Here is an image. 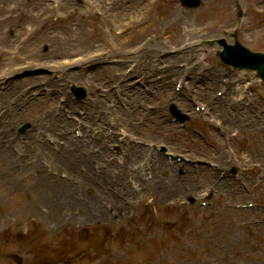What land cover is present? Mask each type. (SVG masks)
I'll use <instances>...</instances> for the list:
<instances>
[{
    "label": "rangeland",
    "instance_id": "rangeland-1",
    "mask_svg": "<svg viewBox=\"0 0 264 264\" xmlns=\"http://www.w3.org/2000/svg\"><path fill=\"white\" fill-rule=\"evenodd\" d=\"M16 1L0 0V7L3 6L4 12L12 11L17 5ZM68 1L29 0L26 32L20 35V38H25V44L28 42V45L26 44L25 48H23L25 44L22 45V55L17 57L16 61L7 59V63L11 65L13 63L12 70L6 68L9 64L0 61V73L9 74L14 71V66H24L26 60L28 63L35 62V65L27 66V70L38 68L36 70H44L47 73L34 77L36 80L28 85L36 86V90L42 92L41 96L48 101L41 100L33 104L35 107L31 109L33 106L28 107V102H24L21 94L16 91L27 84L14 85L13 91L16 92H12L6 101L0 104V133L12 131L10 134L12 146L25 145L20 143V140L14 143V137L23 138L25 141L24 137H28L29 141H38L44 139L46 135L50 139L49 145H53L54 137H58L56 144L65 145V140L62 141L63 137H60L64 125L54 115L56 108L49 102L51 100L57 102L59 114L60 105L57 100L67 94L68 84L79 83L88 87L91 95L88 102L76 108L75 116L71 110L65 109L68 115H72L71 120L69 119L72 125L76 123L80 128L88 127L93 118L104 113L108 125L103 126L101 130L107 132L109 136L112 134L115 137L121 136L120 132L125 131L124 128L131 130L128 125L132 127L138 125V130L131 132L134 138L139 140V147L138 149L135 147L132 152L131 149L124 148L125 143L118 142L113 148L109 145L106 148L108 152L103 151V161L107 167L103 180L106 192L102 194L99 185L94 191L90 190L89 187L92 186L88 180H84L83 188L98 194L95 200H98L99 212L95 216H100V212H103L100 221L108 224V227L84 229L75 236L71 235L74 225L82 224H77L80 221L73 219L72 209L47 220L53 202L61 201L68 207L75 199L77 205H82L81 199L84 197L79 195L83 194L81 192L77 194L71 192V195L62 197L60 192L53 191L59 186H55L56 182H53L52 177L58 175L57 177L62 180H66V176L69 177L62 169L51 174L56 169L53 165L55 161L49 157H58L59 150L42 149L41 152H37L40 153L38 157L32 151L27 154L24 160L37 158L38 162L44 163L23 168L21 174H14V177L5 175L11 181V187L6 190V194L5 190L0 188V264H15L10 258L13 253L24 256L23 264H58V261L66 264L74 262L92 264L97 257L103 258L101 264H181L179 262L181 258L178 259L180 254L185 255L184 264H264V230H258L259 221L254 227L250 222L244 227L240 222H246L252 215L233 209L242 202L264 203L263 175H255L260 170L254 167V164H260L259 159L254 157L255 133H247L253 127L232 136L231 147L227 151L230 155L228 163L240 168V176L236 179L219 178L227 169H222L221 173L211 170L213 174L218 173L217 177L225 180L230 189L233 182L243 188L240 197H235L234 201L230 200V203L233 202V210L228 209L229 203L225 202L222 206L218 200L219 189L226 188L222 182L215 184L216 179L214 181L207 177L208 175L199 174L194 176L198 178L197 180L193 178L191 181V174L187 172L193 171L194 166L199 169V165L204 167L217 160L216 149H212L220 145L216 142L212 129L216 115L213 113L209 116L211 114L208 115L207 110L204 115L191 118L185 128L171 124L174 128L172 135H169V129L161 132L162 135L159 134V125L167 122L165 116L168 112L166 106L168 101L174 100L179 107H183L189 113L195 111L189 102L193 101L194 106L204 107L208 103L206 98L209 99L214 91L222 88H214L213 93L209 91L211 85H216L210 83L212 79L220 72L226 71V68L219 63L217 48L204 44L206 40L218 35H226L225 31L218 28L217 17L211 12V7L215 6L217 0H203L200 7L193 9L182 7L179 0H74V2L70 0V3ZM228 4L230 6V1ZM241 4L250 12L260 8L264 10V0H241ZM247 15L239 28L238 37L250 49L264 52V15L260 16L253 12L251 14L248 12ZM223 25L230 30L232 23ZM247 28L252 30L246 31ZM36 40H47L45 49L41 50L43 53L39 55L28 49ZM62 41L67 42L69 51L55 52L56 46ZM159 54H163L162 59L158 57ZM8 55H12V49ZM64 57L71 62L69 64L57 62ZM167 59L171 60L170 63L166 62ZM100 61H104V65L97 64ZM152 61L158 62L152 64ZM167 63L174 70L173 75L181 74L168 80L164 79L163 82L158 81L162 83L161 86H155L156 81L152 80L155 76L152 72L159 66H167ZM54 68L64 72V75H60ZM140 70L146 71L147 82L152 83L155 88L138 95L136 91L127 92L131 84L135 86L141 81V79L136 81L138 74L143 75ZM135 71L137 74H134ZM185 72L184 79L182 75ZM236 73H232L233 76ZM242 75L252 77V83L247 89L242 86L243 82L240 83L238 78L235 80L233 77L235 82L240 83L239 89L243 88L244 91L241 93L244 96L240 101H249V97L252 99L249 105L254 107L260 105L261 98L258 93L260 91L264 93L263 86L259 84L255 74L243 72ZM54 77L67 80L59 82ZM122 77L125 78L124 82L131 83L125 84L124 90L122 82H119ZM177 81H182L185 88L176 93L174 87ZM164 84L167 85L165 91L161 88ZM201 88L207 92L204 98L199 94ZM27 91L33 89L30 87ZM174 93L179 94L176 99ZM38 95L39 93L34 97ZM243 98L245 100H242ZM262 99L264 100V95ZM227 100L231 102L230 97H227ZM18 107L20 110L16 112L14 109ZM252 114L256 115L255 111ZM30 120L33 121L31 129L22 136L19 135L18 127ZM239 120H242L240 114L237 115L236 122L239 123ZM220 122L224 125L223 120ZM224 128L228 129V126ZM232 130L234 131V128ZM82 133L85 134L83 131ZM81 135L80 133L79 136ZM260 135L262 137V132ZM152 142L166 144L170 152L184 160L181 162L176 159L168 160L155 149V146L154 148L148 146ZM225 148L222 143V151ZM71 154V150L61 153L63 158ZM119 154L127 156L122 157ZM155 156L163 161L156 163ZM92 160L102 161L100 158ZM83 163L84 161H81L73 168L72 166L68 168L76 169V172L83 171L85 175L91 177L90 171ZM228 163H221L220 166L227 168ZM177 165L184 167V175L180 173ZM77 175L80 181L82 177ZM185 179L187 182L182 184ZM40 184L45 186L43 189L47 187L48 190L45 193L33 194L34 187ZM186 185L193 187L186 188ZM187 192L202 200L213 194L214 199L209 201L206 207L200 204L182 205L185 195L189 194ZM222 197L225 196L222 194ZM171 202L176 203L177 207L167 209ZM146 203L151 204L150 214L140 213L139 216L137 214L139 207ZM261 210L259 213L263 219L264 207ZM168 222H174L175 225L169 229ZM19 233H22L21 239L18 238ZM24 241L27 242L24 244ZM114 248L121 251L123 258L115 257L112 253Z\"/></svg>",
    "mask_w": 264,
    "mask_h": 264
},
{
    "label": "bare ground",
    "instance_id": "bare-ground-1",
    "mask_svg": "<svg viewBox=\"0 0 264 264\" xmlns=\"http://www.w3.org/2000/svg\"><path fill=\"white\" fill-rule=\"evenodd\" d=\"M215 6L214 7H211V12L215 15V17H220V22L219 24H228L229 22H231V19L228 18L227 15H225L224 13H227L229 11V4H228V0H217L215 2ZM230 12H228V15H229ZM47 45V40H36L34 41L32 44H30L28 46V49L29 51L33 52L34 54L36 53V55H39V54H42L43 52L41 51L42 49L44 50L45 47ZM67 42L66 41H62L60 43H58V45L56 46V51L57 53L59 52H67L68 51V48H67ZM215 72V70H214ZM24 83V82H23ZM21 84V83H20ZM232 85V84H231ZM226 86H228L226 84ZM237 86V85H236ZM237 88L236 87H233L232 88V91L236 90ZM241 92V91H240ZM204 93V92H203ZM203 97V95H202ZM6 98H7V95H6ZM4 100V98H1L0 99V104L1 102ZM33 106V104H31ZM214 106V104H213ZM212 106V107H213ZM218 107L216 108L217 110H219L221 112V115L219 116L221 120H226L227 121V124H232V122L234 123L233 124V127L235 128V136L239 135L241 132H243L244 130H246L245 126L241 128V125L243 124V120H241L239 123L236 122V117L235 115L229 117V116H226L225 115V110L226 108L222 111L221 108H224L222 105L219 106L217 105ZM35 106L31 107L34 108ZM64 121V120H62ZM231 121V122H230ZM30 123L32 124L33 121H30ZM253 129L247 133H255V142L253 143L255 148H256V152H257V157L261 158L262 159V155L264 154V135H260V132H261V127H256L255 125H253ZM260 129V130H259ZM258 130V131H257ZM264 131V130H263ZM245 132V131H244ZM243 132V133H244ZM263 138V139H262ZM262 139V140H261ZM71 156V155H70ZM67 157V158H60L58 157V161L64 163L66 166H72L70 165V161L72 160V157ZM14 155L12 153V151L10 150H1L0 151V162L2 159H5L6 161L9 160L11 162V165L14 163ZM83 161V158H80V160H77V163ZM54 181L56 182V185L55 186H59V187H56L54 188L53 191H56V192H60L61 196L63 197L64 195H68L69 193H71V191L73 190H79L78 188H76L75 186L69 184V183H66L64 181H61V180H58V179H54ZM6 184L3 182V181H0V188L2 190H6ZM43 185H37L34 187V191H33V194H36V193H45V191L48 190V188L46 187L45 189H43ZM74 202V201H73ZM68 209H72L73 213H72V217L73 219H77V221L79 220H83L84 218L88 217L86 215V212L84 211V206L83 205H77L76 203H73L71 204V206H65V204L61 201H55L53 202V204L51 205V213L47 216V220H50L51 218L55 217V216H58V215H61L63 214L65 211H67ZM238 212H241V211H238ZM244 213H246L247 211H243ZM71 213V212H70ZM262 230H264V228L262 227ZM185 255L183 254H180L178 256V258H181V260L179 262H181V264H184L185 261ZM115 257L116 258H119L120 257V254H115ZM184 257V258H183ZM184 261V262H183Z\"/></svg>",
    "mask_w": 264,
    "mask_h": 264
},
{
    "label": "water",
    "instance_id": "water-1",
    "mask_svg": "<svg viewBox=\"0 0 264 264\" xmlns=\"http://www.w3.org/2000/svg\"><path fill=\"white\" fill-rule=\"evenodd\" d=\"M229 62L234 63V64H237V62H234V61H229Z\"/></svg>",
    "mask_w": 264,
    "mask_h": 264
}]
</instances>
